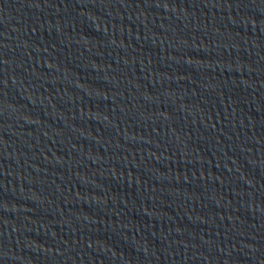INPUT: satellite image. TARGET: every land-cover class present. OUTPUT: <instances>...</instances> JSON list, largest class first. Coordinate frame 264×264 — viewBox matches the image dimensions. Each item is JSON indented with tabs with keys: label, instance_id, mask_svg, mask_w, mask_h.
<instances>
[{
	"label": "water",
	"instance_id": "95a60500",
	"mask_svg": "<svg viewBox=\"0 0 264 264\" xmlns=\"http://www.w3.org/2000/svg\"><path fill=\"white\" fill-rule=\"evenodd\" d=\"M0 264H264V0H0Z\"/></svg>",
	"mask_w": 264,
	"mask_h": 264
}]
</instances>
